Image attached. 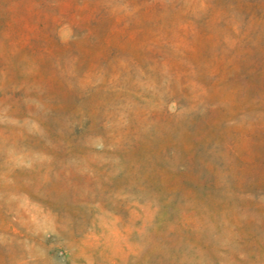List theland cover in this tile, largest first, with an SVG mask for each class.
<instances>
[{"label": "rangeland", "instance_id": "obj_1", "mask_svg": "<svg viewBox=\"0 0 264 264\" xmlns=\"http://www.w3.org/2000/svg\"><path fill=\"white\" fill-rule=\"evenodd\" d=\"M0 264H264V0H0Z\"/></svg>", "mask_w": 264, "mask_h": 264}]
</instances>
